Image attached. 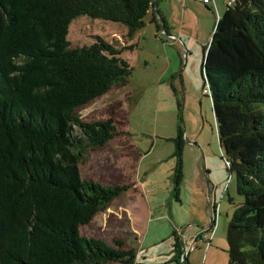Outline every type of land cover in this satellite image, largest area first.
<instances>
[{
    "label": "trees",
    "instance_id": "obj_1",
    "mask_svg": "<svg viewBox=\"0 0 264 264\" xmlns=\"http://www.w3.org/2000/svg\"><path fill=\"white\" fill-rule=\"evenodd\" d=\"M152 2L0 0V264L134 263L135 249L121 248L122 240L111 246L80 234L128 186L81 178L85 149L106 144L115 126L112 118L85 122L75 114L127 81L132 68L120 54L132 46L96 36L69 48L67 36L71 21L85 15L120 23L132 37ZM151 21L164 30L163 20ZM165 33L160 38L170 37ZM201 74L241 197L227 228L228 264H264V0H228L203 47ZM178 129L177 202L184 144ZM181 247L176 235L177 264Z\"/></svg>",
    "mask_w": 264,
    "mask_h": 264
},
{
    "label": "rangeland",
    "instance_id": "obj_2",
    "mask_svg": "<svg viewBox=\"0 0 264 264\" xmlns=\"http://www.w3.org/2000/svg\"><path fill=\"white\" fill-rule=\"evenodd\" d=\"M142 33L131 43L124 25L85 15L69 25V48L90 45L96 36L114 47L132 46L120 54L132 68L125 84L113 85L107 93L75 109L82 121L112 118L115 126L114 137L106 144L85 149L77 163L81 178L104 186H128L88 224L81 225L80 234L111 246L120 239L125 249L140 244L144 248L142 257L133 264H177L167 211L171 203L180 205L172 196L179 127L184 141L181 194L196 188L204 197L200 204L203 219L200 211L192 214L195 229L203 228V236L210 232L208 203L215 204L217 212L209 241L197 240L184 264H228L227 228L241 197L235 174L228 170L220 148L211 98L201 74L203 47L193 46L190 37L179 35L182 42L176 44L180 47L163 44L155 25ZM145 177L148 182L142 195L133 187V180L140 182ZM147 222H151L148 234L162 237L152 236L150 242L143 237V243H139L137 234L144 232ZM157 226L158 231L154 228ZM180 239L183 252L189 244Z\"/></svg>",
    "mask_w": 264,
    "mask_h": 264
},
{
    "label": "crops",
    "instance_id": "obj_3",
    "mask_svg": "<svg viewBox=\"0 0 264 264\" xmlns=\"http://www.w3.org/2000/svg\"><path fill=\"white\" fill-rule=\"evenodd\" d=\"M227 3L228 0H209V2L206 4L203 2V0H153L152 7L150 8L146 17L145 25L135 32V34L131 37L130 42L132 43V40L134 39L139 40L140 37L143 35L142 31L147 29V27L149 26L155 25L151 21L152 17L155 16L158 21L161 22V20H163L165 24V26L163 27L164 30L168 34H171L170 36L175 37V39H170L169 36L160 38L159 31L156 30V35L162 40L163 44H169L180 47L178 44H176L178 42H182L181 39L177 36L179 35L190 37V44L193 46L204 47L208 44L214 24L217 21V18L220 17L225 11ZM188 28H192V30L189 31ZM133 182V187L140 190L143 195V186L146 187L148 177H145V179L140 182H137V180L134 178ZM209 193L210 192H208V194ZM180 195V205L175 204V206H172L173 204L171 203L169 206L170 209H168L167 211L168 219L169 217L171 219L168 223L170 229L169 235L172 236V241L170 242L173 245V243L175 242V235H178V237L182 239L184 238L185 244L186 240L187 244H190L191 240L194 238L193 244L196 247L195 242L197 240H204V231H201L203 230V228L195 229L192 223L196 221L192 220V214L196 213V211H200V214L203 219L200 204L203 203L204 197L196 188L192 190V193L189 191L181 194L180 191ZM150 224L151 222H147V226L146 229H144V232L139 231V234H137L139 237V243H143V237L146 238V242H150V238L152 236L154 237L158 235H156L155 233H152L153 235L148 234ZM154 228L156 229V231L159 230L158 226ZM158 236L162 237L161 234ZM139 245L140 244H138V246L135 248L137 249L136 258L142 257V255L140 256V254H142V251L144 249L143 247L140 248ZM147 246H149V244ZM138 249L140 251H138ZM189 255L190 253L187 256L188 258ZM187 262L188 259L185 263Z\"/></svg>",
    "mask_w": 264,
    "mask_h": 264
},
{
    "label": "built area",
    "instance_id": "obj_4",
    "mask_svg": "<svg viewBox=\"0 0 264 264\" xmlns=\"http://www.w3.org/2000/svg\"><path fill=\"white\" fill-rule=\"evenodd\" d=\"M203 2L206 4L209 2V0H203ZM166 35L165 31L164 30H161L159 32V35ZM170 38L172 39H175L174 36H170ZM216 206L215 204L211 205V202L209 204V214H210V219H211V226L209 228L208 231H210L208 234H205L204 235V238H208L207 241H209V237H210V234L212 232V228H213V224H214V217L216 215ZM194 244H193V241L188 245V247L185 248V250L183 252H181V254L179 255L180 257L178 258L180 264H184L186 261H187V256L188 254L190 253L191 250L194 249Z\"/></svg>",
    "mask_w": 264,
    "mask_h": 264
},
{
    "label": "water",
    "instance_id": "obj_5",
    "mask_svg": "<svg viewBox=\"0 0 264 264\" xmlns=\"http://www.w3.org/2000/svg\"><path fill=\"white\" fill-rule=\"evenodd\" d=\"M164 27V26H163Z\"/></svg>",
    "mask_w": 264,
    "mask_h": 264
}]
</instances>
